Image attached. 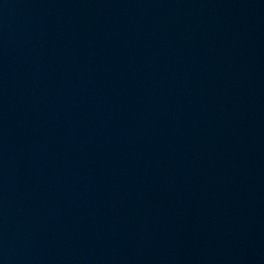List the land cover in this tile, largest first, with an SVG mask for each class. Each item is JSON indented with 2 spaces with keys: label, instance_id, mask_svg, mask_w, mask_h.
Returning <instances> with one entry per match:
<instances>
[{
  "label": "water",
  "instance_id": "obj_1",
  "mask_svg": "<svg viewBox=\"0 0 264 264\" xmlns=\"http://www.w3.org/2000/svg\"><path fill=\"white\" fill-rule=\"evenodd\" d=\"M0 264H264V0H0Z\"/></svg>",
  "mask_w": 264,
  "mask_h": 264
}]
</instances>
